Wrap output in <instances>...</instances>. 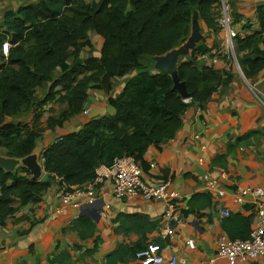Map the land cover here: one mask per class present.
<instances>
[{"label": "trees", "instance_id": "16d2710c", "mask_svg": "<svg viewBox=\"0 0 264 264\" xmlns=\"http://www.w3.org/2000/svg\"><path fill=\"white\" fill-rule=\"evenodd\" d=\"M217 3L218 0H37L5 11L0 25V59L3 43L9 41L11 46L7 59L0 62V151L8 157L24 158L33 153L39 131L15 120L36 104L42 106L60 93L58 100L68 103L58 120L61 123L83 110L92 88L109 91L112 78L134 68L137 73L128 79L120 94L109 98L114 114L92 118L79 130L58 137L42 152L46 179L33 180L23 165L13 171L0 167V224L22 206L41 201L53 180L61 190L72 191L92 181L100 165L111 166L116 158L126 155L147 168L144 155L149 147L161 149L182 128L183 116L190 107L202 108L231 81V73L196 59L198 54L212 50L202 43L189 56L179 59V76L187 84L190 99L185 100L174 88L171 75L154 71L156 56L188 40L193 16L198 15L209 28L218 27ZM257 18L259 29L236 37V58L248 80H254L264 69V5L257 8ZM90 31L104 38L98 58L80 57L84 47L92 45ZM70 57H74L71 64ZM57 68L61 74L55 78ZM46 82L51 83L49 93L39 101L36 89ZM118 220L124 234L133 231L142 239L109 253L107 264L135 257L146 246L147 233L159 226L158 221L144 214H120ZM69 228L83 237L95 233L94 223L82 217ZM224 228L231 238L246 239L250 218L231 214Z\"/></svg>", "mask_w": 264, "mask_h": 264}, {"label": "crops", "instance_id": "0c3cea01", "mask_svg": "<svg viewBox=\"0 0 264 264\" xmlns=\"http://www.w3.org/2000/svg\"><path fill=\"white\" fill-rule=\"evenodd\" d=\"M33 2L37 0H0V25L4 23L5 11ZM260 5H264V0L232 1L231 15L239 34L259 29L257 8ZM248 23L250 28L245 27ZM218 27L212 29L205 24V33L199 43L212 50L198 54L196 59L203 64L214 63L217 69L231 73L230 83L221 86L202 108L190 107L177 135L161 149L150 146L144 155L147 162L145 178L156 183L170 180L171 188L180 193L177 208L184 223L177 225L175 236L163 239L157 228L148 232L144 240L146 246L156 241L161 244L163 264H169L172 256L178 258L179 264L182 260L188 264H229L218 256L220 237L229 235L224 228L228 216L222 215L223 208L228 209L230 215L250 218V231L259 223L253 206L237 204L233 198L245 187L264 189V69L254 80H248L226 51L214 56L216 50L224 51L226 47V35ZM89 38L92 45L85 46L80 57H100L103 36L90 31ZM73 60L74 57H70L68 62L71 64ZM0 62H4L2 58ZM154 71H158L155 63ZM136 73L134 68L123 76L112 78L109 91L92 88L83 110L61 123L58 120L68 109V103L58 100L60 93L56 99L42 106L36 104L15 120L39 131L33 151L39 162L42 164L41 154L48 146L58 137L79 130L92 119L91 115L114 114L115 108L109 98L120 94L128 79ZM60 74L61 70L57 68L54 77ZM252 84L263 92L262 100L252 90ZM50 87L51 83L46 82L36 89L35 96L39 101L49 93ZM0 155L6 156L3 151ZM200 160L204 164H200ZM151 162H156L155 168L150 167ZM207 171L219 179L226 195L205 189L203 175ZM46 175L44 170L40 179H46ZM61 193L60 186L53 180L41 201L22 206L0 224V264H107L109 253L121 246H133L142 239L138 233L131 231L126 235L118 228L120 214H144L165 227L163 215L169 210L167 201L117 198L110 179L98 186L96 203L86 204L82 199L80 206L69 204L57 214L55 209L61 203ZM81 217L95 225V233L89 237L69 228ZM189 240L194 241V248H190ZM95 246L97 248L93 250ZM117 264L141 263L136 257L129 256ZM237 264H264V257Z\"/></svg>", "mask_w": 264, "mask_h": 264}, {"label": "built area", "instance_id": "2783aa9c", "mask_svg": "<svg viewBox=\"0 0 264 264\" xmlns=\"http://www.w3.org/2000/svg\"><path fill=\"white\" fill-rule=\"evenodd\" d=\"M80 1L90 2L93 0ZM232 1L218 0L217 3V23L226 35V47L224 51L222 49L216 50L214 56L221 55L226 51L241 71L235 54L236 37L239 32L231 15ZM10 46L9 41L4 42L2 45L1 55L3 56V61L9 55ZM252 90L262 100L261 95L263 92L259 90L256 84H252ZM200 164H204V161L200 160ZM156 165V162L150 163L152 168H155ZM106 179L111 180L113 194L117 198L130 200L140 197L144 200H164L169 203V210L163 215L165 227H161V224L158 226L163 239L175 236L177 225L184 223V219L177 208L180 193L171 188V181L167 180L162 183L148 181L145 178L141 161L128 155L116 158L111 166L100 165L96 169L95 178L85 183L82 187H77L72 191L62 190V200L55 209V213H61L64 207L69 204L80 206L82 199L85 200L86 204L96 203L99 198V194H97L98 186ZM203 180L205 189L216 192L220 196L227 194L226 189L220 185L219 179L213 177L209 171L204 173ZM233 199L237 204L253 206L258 214L259 223L251 229L249 237L246 239L231 238L227 234H222L218 243V256L226 259L229 264H237L240 261L264 257V189L258 186L245 187L238 190ZM221 213L224 216L230 215V211L226 208H223ZM188 244L190 248L195 247L193 240H189ZM135 257L141 264H163L165 261L162 255V246L158 242L149 243L137 251ZM169 264H179L178 258L172 256ZM182 264L188 263L186 260H182Z\"/></svg>", "mask_w": 264, "mask_h": 264}, {"label": "water", "instance_id": "95a60500", "mask_svg": "<svg viewBox=\"0 0 264 264\" xmlns=\"http://www.w3.org/2000/svg\"><path fill=\"white\" fill-rule=\"evenodd\" d=\"M202 38L203 34L201 32L200 19L198 15H195L192 19V31L188 40L183 45L154 58L155 68L159 72L171 75L174 82V88L179 91L185 100L190 99L191 95L188 91L186 82L180 79L178 72L179 59L182 56L189 55ZM95 116L96 114H93L90 117L93 118ZM19 165L25 166L30 171L33 180H39L43 175L44 167L41 162H39L38 156L35 153L24 158L0 155V167L6 171H13Z\"/></svg>", "mask_w": 264, "mask_h": 264}, {"label": "rangeland", "instance_id": "374dc122", "mask_svg": "<svg viewBox=\"0 0 264 264\" xmlns=\"http://www.w3.org/2000/svg\"><path fill=\"white\" fill-rule=\"evenodd\" d=\"M31 1H33V0H31ZM200 25H201V32L204 35V33H205V28H204L205 27V23L200 20Z\"/></svg>", "mask_w": 264, "mask_h": 264}, {"label": "bare ground", "instance_id": "6f19581e", "mask_svg": "<svg viewBox=\"0 0 264 264\" xmlns=\"http://www.w3.org/2000/svg\"><path fill=\"white\" fill-rule=\"evenodd\" d=\"M181 61V60H180Z\"/></svg>", "mask_w": 264, "mask_h": 264}, {"label": "clouds", "instance_id": "9594fccd", "mask_svg": "<svg viewBox=\"0 0 264 264\" xmlns=\"http://www.w3.org/2000/svg\"><path fill=\"white\" fill-rule=\"evenodd\" d=\"M241 69V68H240Z\"/></svg>", "mask_w": 264, "mask_h": 264}]
</instances>
